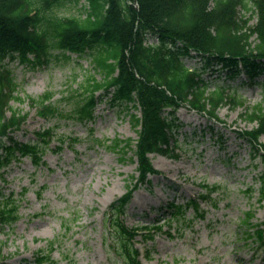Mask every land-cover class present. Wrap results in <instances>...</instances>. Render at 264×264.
<instances>
[{"label":"rangeland","instance_id":"obj_1","mask_svg":"<svg viewBox=\"0 0 264 264\" xmlns=\"http://www.w3.org/2000/svg\"><path fill=\"white\" fill-rule=\"evenodd\" d=\"M82 5L84 0L56 10L59 15L77 16ZM255 20L251 16L249 24ZM184 60L190 69L204 68L197 56ZM5 62L21 97L10 104L28 114L14 138L27 142L35 131L52 128L54 139L44 166L33 167L29 158H23L13 161L0 178L3 194L19 198L20 215L14 227H0V249L5 257L1 263L34 264L36 255L46 253L52 240L55 264H122L107 239L104 216L138 176L134 149L139 129L133 127L129 115H139V110L113 105L106 98L95 108L94 121L87 124L67 117L42 118L28 100L51 94L53 105L67 115L76 100H81L80 86L94 74L90 60L74 54L69 60L54 57L41 67L18 59ZM202 76L209 88L234 84L228 94L243 104L228 101L218 111V122L208 121L189 106L181 107L176 112L178 158L150 155L158 173L135 191L121 218L128 227L151 228L153 240L142 242L137 236L136 247L142 253L147 250L149 257L148 261L140 257L143 264H264V239L260 244L252 234L264 225V148L257 151L239 136L254 128L244 111L264 107V87H240L243 74L224 80L211 67ZM114 140H129L131 147L123 152L113 150ZM260 142L264 143V136ZM207 185L213 193L206 192ZM202 193L208 199L200 211L185 207ZM169 203L181 208L172 218ZM163 222L162 230L153 229Z\"/></svg>","mask_w":264,"mask_h":264},{"label":"trees","instance_id":"obj_2","mask_svg":"<svg viewBox=\"0 0 264 264\" xmlns=\"http://www.w3.org/2000/svg\"><path fill=\"white\" fill-rule=\"evenodd\" d=\"M80 1L0 0V178L13 161L24 157L36 168L45 165V153L54 139L52 128L34 132L33 140L27 142L14 138L28 114L14 110L10 104L21 97L5 61L18 59L35 67L50 63L54 57L69 60L76 54L88 58L100 79L94 74L86 77L80 86L81 100H76L70 113L63 116L53 105L51 94L28 101L42 118L67 117L80 123L94 121L95 108L104 98L113 105L139 110V115H129L133 127L139 129L134 149L138 176L134 185L108 207L104 219L115 258L122 264H142L136 238L152 240L150 228L128 227L121 216L135 190L157 173L149 155L178 158L174 137L180 107L189 105L208 120L218 121V111L228 101L243 104L226 92L235 86L232 83L209 88V81L202 76L207 67L224 80L243 74L246 79L237 84L240 87H264V0H84L77 16L57 13L64 4L77 5ZM249 11L253 15L247 17ZM251 16H255L254 25L249 24ZM253 36L255 41L251 40ZM150 37L156 42L147 43ZM193 56L201 58L203 69L186 66L184 58ZM244 116L255 125L239 135L252 148H264L259 142L264 136V107L246 108ZM130 147L129 140H114L111 145L121 152ZM205 189L208 194L214 192L213 187ZM198 198L188 201L186 208L201 210L199 201L207 202L208 197L202 194ZM18 200L0 190L1 228H12L19 220ZM170 205L172 217L180 213L181 208ZM154 229L161 230L162 225ZM252 234L261 243L264 225H258ZM48 243L47 252H39L35 264L56 263L51 254L55 241ZM3 258L0 249V264Z\"/></svg>","mask_w":264,"mask_h":264}]
</instances>
